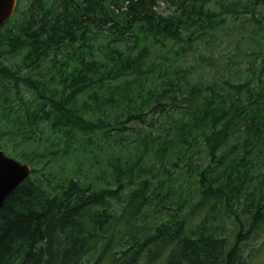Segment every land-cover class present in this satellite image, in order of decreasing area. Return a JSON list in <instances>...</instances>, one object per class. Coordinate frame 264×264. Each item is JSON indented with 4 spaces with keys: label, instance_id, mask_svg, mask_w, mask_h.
I'll use <instances>...</instances> for the list:
<instances>
[{
    "label": "trees",
    "instance_id": "trees-1",
    "mask_svg": "<svg viewBox=\"0 0 264 264\" xmlns=\"http://www.w3.org/2000/svg\"><path fill=\"white\" fill-rule=\"evenodd\" d=\"M116 1L18 0L0 28V54L20 55L0 61V139L32 167L0 210V264L238 262L237 243L194 237L186 218L142 216L154 204L263 223L264 0ZM204 36L234 52L199 51ZM188 58L216 80L164 87ZM233 137L255 147L232 161ZM80 149L92 169H52Z\"/></svg>",
    "mask_w": 264,
    "mask_h": 264
},
{
    "label": "rangeland",
    "instance_id": "rangeland-1",
    "mask_svg": "<svg viewBox=\"0 0 264 264\" xmlns=\"http://www.w3.org/2000/svg\"><path fill=\"white\" fill-rule=\"evenodd\" d=\"M118 4L121 3L120 0L116 1ZM116 6V5H115ZM160 3L155 8L156 10H159ZM161 9L165 10L166 12H169L170 9H168L166 6L162 5ZM250 23H246L245 26L241 29L244 30L248 28ZM237 29L239 28V25H235ZM239 31V30H238ZM206 36L202 37V39L199 41L198 49L201 52H212L213 54H216L220 52L221 57H228L234 52V44L229 43V41H225L224 39L221 40V42L218 43H209L207 40H205ZM243 47L245 50H256L259 51V48L261 47L259 45H256L253 40H249L243 44ZM65 53L57 54L56 57L51 62H58L60 59L64 57L65 54L68 53V51L65 49ZM200 56V52H197V56ZM20 59V55H13L9 52L5 51L0 54V61H2L5 64L12 65L18 63ZM228 59V58H227ZM193 59L188 58L186 62L183 60L179 62V65L187 69L189 73L181 74L171 81L166 82L163 86L167 87L171 83L180 82L183 80H188L192 84H205L207 81H214L216 80V75L212 72L210 68H199L194 67L193 63H191ZM189 63V64H188ZM26 72V71H25ZM227 75L226 72H222ZM0 85H3V81L0 79ZM159 86L158 84H156ZM11 87L12 84H10ZM26 86L22 85V90L27 93ZM158 88V87H157ZM188 107L187 103H182V108ZM149 119H152L154 115L158 117V114L151 112V109L149 112ZM168 116H172V114L167 113L165 115H161L159 120H153L154 125H161L168 123ZM264 127V126H263ZM149 129L148 127H146ZM4 128L0 126V132ZM3 143H8L7 140H1L0 139V149L5 152V154L11 158L18 159L17 156L14 154V149L12 145H6ZM4 146V147H3ZM246 147L245 142H239L236 137H233L227 146L224 147V151L227 153V157H229L230 160L237 159L238 153L241 154L245 151H249L251 148L255 147ZM258 147H264L261 143L258 144ZM59 153H64L63 151H60ZM86 153L83 151H76V154L73 153L69 157H65L62 159V161L58 165H54L52 169L56 170L58 169V166H68L70 167V176L73 177L74 172L73 170H76L78 167V164L82 163V166L84 167V171L90 170L93 168L92 163L89 162L86 158ZM19 160V159H18ZM148 161H150L149 158H147ZM180 171V170H179ZM98 172L97 170L95 171ZM176 176H179V172L174 173ZM243 202V199H242ZM147 215L142 216L143 219L148 222L158 221V222H167L171 219H174L175 216H179L180 219L186 218L190 225V231L189 233L197 237L202 233H208L212 234L215 237L226 239V246L225 249H227L230 246V250L234 249L236 247V251L234 253L238 252L240 254L238 258V262H235L233 260V264H264V221L263 223H260L259 227H255L257 225L255 220H252L251 217L240 215V217H243L242 224L239 226L235 225L234 222L236 221V218L233 216L231 219L225 218L226 226L223 228V224L221 222V217H218V215L214 212H208L200 215H195L193 213L187 212L185 210H173L169 212H161L154 204H151L146 209Z\"/></svg>",
    "mask_w": 264,
    "mask_h": 264
},
{
    "label": "water",
    "instance_id": "water-1",
    "mask_svg": "<svg viewBox=\"0 0 264 264\" xmlns=\"http://www.w3.org/2000/svg\"><path fill=\"white\" fill-rule=\"evenodd\" d=\"M18 0H0V28L14 15ZM31 166L0 149V210L6 198L31 174Z\"/></svg>",
    "mask_w": 264,
    "mask_h": 264
},
{
    "label": "bare ground",
    "instance_id": "bare-ground-1",
    "mask_svg": "<svg viewBox=\"0 0 264 264\" xmlns=\"http://www.w3.org/2000/svg\"><path fill=\"white\" fill-rule=\"evenodd\" d=\"M32 173V172H31Z\"/></svg>",
    "mask_w": 264,
    "mask_h": 264
}]
</instances>
